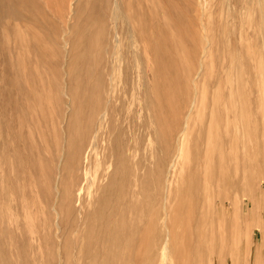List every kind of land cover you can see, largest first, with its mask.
<instances>
[{
	"label": "rangeland",
	"instance_id": "374dc122",
	"mask_svg": "<svg viewBox=\"0 0 264 264\" xmlns=\"http://www.w3.org/2000/svg\"><path fill=\"white\" fill-rule=\"evenodd\" d=\"M166 259L264 264V0H0V264Z\"/></svg>",
	"mask_w": 264,
	"mask_h": 264
},
{
	"label": "bare ground",
	"instance_id": "6f19581e",
	"mask_svg": "<svg viewBox=\"0 0 264 264\" xmlns=\"http://www.w3.org/2000/svg\"><path fill=\"white\" fill-rule=\"evenodd\" d=\"M28 1V0H27ZM122 7V6H121ZM34 8V7H33ZM32 8V9H33ZM128 8H129V6H128ZM54 10V9H53ZM56 10V9H55ZM55 10H54V14H56L57 13V11L55 12ZM71 10H73V9H71ZM120 10V9H119ZM122 10V9H121ZM120 10V11H121ZM29 11H30V9H29ZM61 11V10H60ZM21 12V11H20ZM28 12V11H27ZM59 13H62V11L61 12H59ZM63 14V13H62ZM62 14H61V17H62ZM120 14H122V13H120ZM71 15V14H70ZM53 16V15H52ZM57 16H59V14L57 15ZM65 16V15H64ZM119 16V15H118ZM97 17V16H96ZM53 18V17H52ZM63 18V17H62ZM65 18V17H64ZM49 19V18H48ZM60 19V18H59ZM58 19V20H59ZM56 19H54V21H55ZM117 21V20H116ZM52 22V21H51ZM62 22H63V20H62ZM64 22H65V20H64ZM64 22H63V24H64ZM84 22V21H83ZM82 22V23H83ZM56 23H57V21H56ZM117 23V22H116ZM56 25V24H55ZM105 25V24H104ZM129 25V24H128ZM57 26V25H56ZM61 26V25H60ZM63 26V25H62ZM68 26V25H67ZM58 27V26H57ZM72 27H75V26H72ZM71 27V28H72ZM116 27V26H115ZM51 28V27H50ZM61 28H64V27H61ZM130 28V27H129ZM59 29H60V27H59ZM120 29V28H119ZM72 30H73V28H72ZM132 30V29H131ZM68 31V30H67ZM60 33V32H59ZM122 33V32H121ZM128 33H129V30H128ZM62 36H65V35H62ZM133 36V35H132ZM67 37V36H66ZM116 37V36H115ZM62 39V38H61ZM65 39L63 38V41H64ZM67 45V44H66ZM61 46V45H60ZM68 46V45H67ZM70 46V45H69ZM68 46V47H69ZM66 47V46H65ZM116 47V46H115ZM60 48V47H59ZM117 48V47H116ZM115 49V48H114ZM112 50H113V48H112ZM114 52V51H113ZM113 54V53H112ZM116 54V53H115ZM67 55V54H66ZM122 56V55H121ZM66 62V61H65ZM112 71H113V69H111ZM112 71H111V73H112ZM115 71V70H114ZM117 71V70H116ZM110 73V72H109ZM114 74V73H113ZM109 76H110V74H109ZM114 76H115V74H114ZM110 80H111V78H110ZM114 81V80H113ZM112 82V81H111ZM112 85V83L109 85V86H111ZM114 85H115V83H114ZM114 85H112L113 87H114ZM111 88V87H110ZM109 90V89H108ZM111 90V89H110ZM190 103V102H189ZM187 105V104H186ZM185 106V105H184ZM194 106V105H193ZM193 106H192V108H191V110L189 111V113H188V118H189V120H190V118H191V115H192V112H193ZM185 108H186V106H185ZM183 109V108H182ZM186 110V109H185ZM180 113V112H179ZM182 114V113H181ZM177 144H178V142H177ZM174 160V159H173ZM175 161H173V163H174ZM248 162V161H247ZM235 170L237 171V165H236V167H235ZM170 171V170H169ZM236 174H237V172H236ZM167 185V184H166ZM166 188V187H165ZM164 194V193H163ZM162 195V194H161ZM204 197V196H203ZM202 197V198H203ZM171 198V197H170ZM200 198V197H199ZM201 198V199H202ZM162 199V198H161ZM167 199V198H166ZM181 199H183V198H181ZM193 199V198H192ZM197 199V198H196ZM195 199V200H196ZM165 200V199H164ZM179 200H180V198H179ZM178 200V201H179ZM182 201V200H181ZM201 201V200H200ZM202 201H204V200H202ZM165 202V201H164ZM186 202V201H185ZM194 202V201H193ZM197 202V201H196ZM206 202V201H205ZM236 202H237V199H235L234 200V203L236 204ZM187 203V202H186ZM198 203H200L201 204V202H199L198 201ZM197 203V204H198ZM184 204V203H183ZM196 204V203H195ZM200 204L198 205L199 207H201L200 206ZM206 204V203H205ZM234 204V205H235ZM165 205V204H164ZM167 205V204H166ZM171 205V204H170ZM192 205V204H191ZM190 205V206H191ZM168 206V205H167ZM173 206V205H172ZM161 207H162V205H161ZM175 207V206H174ZM180 207V206H179ZM186 207V206H185ZM188 207V206H187ZM198 207V208H199ZM176 208V207H175ZM177 208H178V206H177ZM189 208H191V207H189ZM202 209H203V207H202ZM205 209V208H204ZM197 210V209H196ZM177 211H180L179 209L177 210ZM184 211V210H183ZM187 211H188V209H187ZM234 211H235V207H234ZM168 213V212H167ZM180 213V212H179ZM182 214V213H181ZM185 214V213H184ZM187 214V213H186ZM185 214V215H186ZM189 214H192V212L191 213H189ZM213 216V215H212ZM187 218V217H186ZM191 218V217H190ZM167 219V218H166ZM184 220V219H183ZM186 220V219H185ZM189 220H191V219H189ZM192 220H193V218H192ZM187 221V220H186ZM183 222V221H182ZM181 222V223H182ZM155 224V223H154ZM159 224V223H158ZM189 224V223H188ZM182 225V224H181ZM185 226H187L186 224H184ZM197 225L199 226V227H201L202 229H203V231H204V233L205 234H207L208 233V231L210 230V233H211V239H213V237H214V234H215V231H214V227H215V220H214V218L213 217H211L210 219L208 218V219H206V218H204V219H199L198 220V222H197ZM172 227V226H171ZM178 227V226H177ZM194 227V226H193ZM179 228H181V227H179ZM149 229V228H148ZM178 229V228H177ZM222 227H219L218 228V230L221 232L222 231ZM155 231V230H154ZM192 231V230H191ZM162 232V231H161ZM165 235V234H164ZM169 235V234H168ZM143 236V235H142ZM222 236V235H221ZM145 237V236H144ZM164 237V236H163ZM169 237V236H168ZM153 238V237H152ZM161 239V238H160ZM144 240V239H143ZM182 240V239H181ZM141 241V240H140ZM148 241V240H147ZM192 241V240H191ZM145 242V241H144ZM151 242V241H150ZM166 244H167V246H168V243H167V241H166ZM246 244V243H245ZM148 245V244H147ZM183 245H184V243H183ZM247 245V244H246ZM245 245V246H246ZM167 246H165L167 249H168V247ZM195 248V247H194ZM206 249V248H205ZM246 249V251H247V248H245ZM169 250V249H168ZM176 256V255H175ZM201 258V257H200ZM190 260V259H189ZM179 261V260H178ZM200 261V260H199ZM182 262V261H181ZM194 262V261H193ZM165 264H168V259H166V262H165Z\"/></svg>",
	"mask_w": 264,
	"mask_h": 264
}]
</instances>
